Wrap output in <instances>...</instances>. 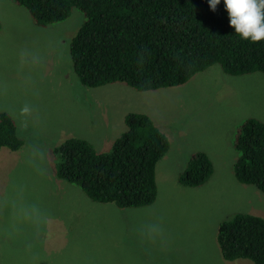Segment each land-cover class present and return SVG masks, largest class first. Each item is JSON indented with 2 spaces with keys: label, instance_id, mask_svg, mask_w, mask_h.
<instances>
[{
  "label": "rangeland",
  "instance_id": "rangeland-1",
  "mask_svg": "<svg viewBox=\"0 0 264 264\" xmlns=\"http://www.w3.org/2000/svg\"><path fill=\"white\" fill-rule=\"evenodd\" d=\"M37 25L28 10L0 0V112L24 140L0 149V264H257L226 260L218 229L237 213L264 217V192L237 181L233 138L248 117L264 121V74H227L214 64L183 85L138 91L90 87L76 74L71 41L83 23ZM129 112L148 114L170 141L157 165L158 196L143 207L93 201L58 177L55 149L68 138L109 152ZM205 151L214 174L202 186L178 182Z\"/></svg>",
  "mask_w": 264,
  "mask_h": 264
},
{
  "label": "trees",
  "instance_id": "trees-1",
  "mask_svg": "<svg viewBox=\"0 0 264 264\" xmlns=\"http://www.w3.org/2000/svg\"><path fill=\"white\" fill-rule=\"evenodd\" d=\"M40 26L82 11V26L71 41L74 70L90 87L123 83L138 91L180 86L214 64L230 75L264 74V40H241L229 27L223 2L215 12L207 0H13ZM0 20V28H1ZM126 130L109 152H98L88 140L68 138L55 149L58 177L78 185L96 202L119 208L153 204L158 196L157 165L170 141L143 112L124 117ZM24 140L13 116L0 112V149L19 150ZM233 146L238 182L264 192V121L245 118ZM214 174L208 153L192 154L178 182L199 187ZM226 260L247 258L264 264V217L237 213L218 229Z\"/></svg>",
  "mask_w": 264,
  "mask_h": 264
},
{
  "label": "clouds",
  "instance_id": "clouds-1",
  "mask_svg": "<svg viewBox=\"0 0 264 264\" xmlns=\"http://www.w3.org/2000/svg\"><path fill=\"white\" fill-rule=\"evenodd\" d=\"M229 27L241 40L256 43L264 40V0H222ZM215 12L221 0H207Z\"/></svg>",
  "mask_w": 264,
  "mask_h": 264
}]
</instances>
